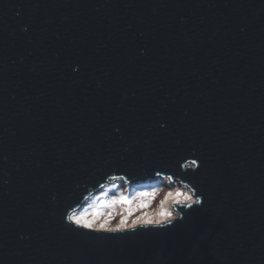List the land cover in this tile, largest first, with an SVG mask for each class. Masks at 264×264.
<instances>
[{
	"label": "water",
	"instance_id": "1",
	"mask_svg": "<svg viewBox=\"0 0 264 264\" xmlns=\"http://www.w3.org/2000/svg\"><path fill=\"white\" fill-rule=\"evenodd\" d=\"M157 171L202 203L65 220ZM0 264H264V0H0Z\"/></svg>",
	"mask_w": 264,
	"mask_h": 264
},
{
	"label": "rangeland",
	"instance_id": "2",
	"mask_svg": "<svg viewBox=\"0 0 264 264\" xmlns=\"http://www.w3.org/2000/svg\"><path fill=\"white\" fill-rule=\"evenodd\" d=\"M108 185L112 186L110 190H112L113 194L108 195L107 193H102L99 198H95V201L92 202L90 206L89 202L91 199L89 198L86 205L74 214L80 215L82 213H87L88 218H90L91 213L95 211L100 214L97 218V222H100L101 219H106L108 221L109 229L118 224L121 219H125L127 224H131V222L137 219V217L141 218L142 221L147 219L155 220L160 217V213L163 212L167 214L169 211H172L174 207L172 204V196L175 195V189L178 187V185H176L174 182L172 186L161 184L160 178H154L145 183L136 181L130 184L124 179L117 177L115 179H111ZM103 188H105V186ZM102 189H100V191H98L96 194H99ZM151 189H155L151 196L135 198V193L137 191ZM181 191H183V189H181ZM106 192H109V189H107ZM118 195H123L128 202L113 204L107 203V201H110L113 196ZM165 221H168V219L165 218L162 222ZM140 224L146 223H138L135 226Z\"/></svg>",
	"mask_w": 264,
	"mask_h": 264
},
{
	"label": "clouds",
	"instance_id": "3",
	"mask_svg": "<svg viewBox=\"0 0 264 264\" xmlns=\"http://www.w3.org/2000/svg\"><path fill=\"white\" fill-rule=\"evenodd\" d=\"M185 161H189V164H183L181 167L183 169H196L197 168V161L194 158H187ZM195 161V164L192 162ZM115 172V171H113ZM164 173L167 172H154L155 178H160L161 184H164L166 186H172L173 182L178 185L175 189V195L172 196V204L177 205L178 207H173L172 211H169L165 218L171 222V220L178 219L182 217V211L180 210L183 208L184 210H187L192 205H200L202 203V197L200 195H197L196 189L184 178H182L181 175L176 174H169L165 175ZM175 177V181H174ZM115 175H109L108 179H115ZM120 179H124V176L121 175ZM183 189V191H181ZM155 191V189L151 190H143V191H137L135 193V198H143V197H149L152 195V193ZM128 201L123 195L113 196L110 201H107L109 204L113 203H127ZM104 203V202H102ZM88 215V214H87ZM100 214L97 212L91 213V217L89 219L97 220L98 216ZM65 220L68 222L67 218L65 217ZM106 219H101L100 222H97L94 226L99 227L101 222H105Z\"/></svg>",
	"mask_w": 264,
	"mask_h": 264
},
{
	"label": "snow or ice",
	"instance_id": "4",
	"mask_svg": "<svg viewBox=\"0 0 264 264\" xmlns=\"http://www.w3.org/2000/svg\"><path fill=\"white\" fill-rule=\"evenodd\" d=\"M195 164V161L192 162ZM75 209H72L71 211L67 212L66 218L68 222H70L72 225H76L77 228H84L86 230H110V231H116L117 229H123L127 227H133L138 223H146V224H160L164 219L166 214L165 213H160V217L158 219L152 220V219H147V220H141V218L137 217V219L133 220L131 224H127L125 222V219H121L118 224H116L112 228H108V221L106 220L105 222H101L99 227H95L94 225L97 223V220L94 219H89L87 213H82L80 215H76Z\"/></svg>",
	"mask_w": 264,
	"mask_h": 264
},
{
	"label": "trees",
	"instance_id": "5",
	"mask_svg": "<svg viewBox=\"0 0 264 264\" xmlns=\"http://www.w3.org/2000/svg\"><path fill=\"white\" fill-rule=\"evenodd\" d=\"M111 188H112V186L107 185V186H105V188H103V189L101 190V192H100L99 194H96V195H94V196H91V197H90L91 201L89 202V206L92 204V202L95 201V198H99V196H100L102 193H107L108 195H109V194H113V193H112V190H110ZM107 189H109V192H106Z\"/></svg>",
	"mask_w": 264,
	"mask_h": 264
}]
</instances>
